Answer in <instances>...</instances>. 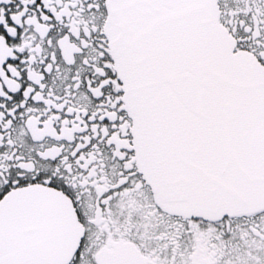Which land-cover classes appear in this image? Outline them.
Masks as SVG:
<instances>
[{
  "label": "snow or ice",
  "instance_id": "obj_1",
  "mask_svg": "<svg viewBox=\"0 0 264 264\" xmlns=\"http://www.w3.org/2000/svg\"><path fill=\"white\" fill-rule=\"evenodd\" d=\"M0 264H264V0H0Z\"/></svg>",
  "mask_w": 264,
  "mask_h": 264
}]
</instances>
